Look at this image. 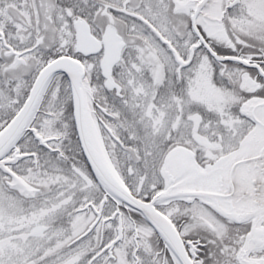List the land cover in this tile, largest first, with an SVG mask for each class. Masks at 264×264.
Listing matches in <instances>:
<instances>
[{
  "label": "snow or ice",
  "instance_id": "obj_1",
  "mask_svg": "<svg viewBox=\"0 0 264 264\" xmlns=\"http://www.w3.org/2000/svg\"><path fill=\"white\" fill-rule=\"evenodd\" d=\"M0 264H264V0H0Z\"/></svg>",
  "mask_w": 264,
  "mask_h": 264
}]
</instances>
